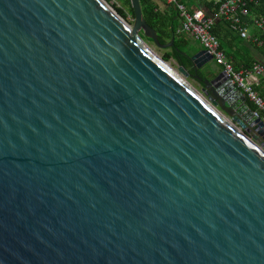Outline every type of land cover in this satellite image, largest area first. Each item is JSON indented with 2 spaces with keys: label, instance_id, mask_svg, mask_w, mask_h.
Segmentation results:
<instances>
[{
  "label": "water",
  "instance_id": "water-1",
  "mask_svg": "<svg viewBox=\"0 0 264 264\" xmlns=\"http://www.w3.org/2000/svg\"><path fill=\"white\" fill-rule=\"evenodd\" d=\"M130 1L0 0V264H264V121Z\"/></svg>",
  "mask_w": 264,
  "mask_h": 264
},
{
  "label": "trees",
  "instance_id": "trees-1",
  "mask_svg": "<svg viewBox=\"0 0 264 264\" xmlns=\"http://www.w3.org/2000/svg\"><path fill=\"white\" fill-rule=\"evenodd\" d=\"M107 1L112 2L113 0ZM178 1L187 5L190 11L202 7L213 8V2L210 0ZM140 3L144 19L156 31L159 43L161 45L169 44L175 38L174 45L166 50L163 59L165 61L175 60L180 67L183 66L190 73V78L202 87L203 82L197 80L196 75L204 80L210 79V76L214 73L210 64L214 62L212 61L209 65L207 64L203 68L195 70L192 58L202 51L203 48L195 46L194 41L190 37L176 34L180 25L178 10L173 5H167L164 0H140ZM162 3L164 7L161 6ZM113 7L124 19L130 18L134 22L135 14L130 0H115ZM248 7L253 15L258 18H264V0H254ZM213 33L218 37L220 48L226 53L236 70L251 68L255 63L262 61L260 57L264 58V33L261 31H254L253 33L262 38V46H257L250 41L242 39L223 21L216 23ZM141 36L146 42L153 43L143 33H141ZM253 50L258 52V55H255L252 52ZM255 90L264 97V77H261L260 84L255 87ZM247 104L253 111L258 112L261 117L264 116L263 112L248 98Z\"/></svg>",
  "mask_w": 264,
  "mask_h": 264
},
{
  "label": "built area",
  "instance_id": "built-area-1",
  "mask_svg": "<svg viewBox=\"0 0 264 264\" xmlns=\"http://www.w3.org/2000/svg\"><path fill=\"white\" fill-rule=\"evenodd\" d=\"M164 1L167 5H173L179 12L180 25L176 34L186 35L198 42L203 50L212 56L215 65L220 67L231 82L264 114V97L255 90V87L260 84L261 77L264 76V58L251 68L236 70L226 53L220 48L218 37L213 33L216 23L223 21L242 39L262 46V38L253 32L264 33V18L253 15L248 7L254 0H210L213 2V8L202 7L193 11L178 0ZM261 118L264 121V116Z\"/></svg>",
  "mask_w": 264,
  "mask_h": 264
},
{
  "label": "rangeland",
  "instance_id": "rangeland-1",
  "mask_svg": "<svg viewBox=\"0 0 264 264\" xmlns=\"http://www.w3.org/2000/svg\"><path fill=\"white\" fill-rule=\"evenodd\" d=\"M113 2H115V0H113L112 2H110V4L113 6ZM161 6H163V3L161 4ZM164 7V6H163ZM115 9V8H114ZM116 10V9H115ZM125 21L128 24H133L132 19L128 18L125 19ZM147 45L149 46V48H151V50H153V52H155L157 54V56H159L160 58L163 59V56L165 55L166 50L168 49H161L159 47H157L156 45H154V43L151 42H146ZM194 45L200 47L201 45L198 42L194 41ZM164 60V59H163ZM166 63L176 72H179V68L180 66L178 65V63L175 60H169L166 61ZM212 63V62H211ZM216 68H218L214 63H212ZM210 64V65H212ZM209 65V64H208ZM188 81L196 88L201 89V87L199 86V83H197L196 81L192 80L190 77L188 78Z\"/></svg>",
  "mask_w": 264,
  "mask_h": 264
},
{
  "label": "flooded vegetation",
  "instance_id": "flooded-vegetation-1",
  "mask_svg": "<svg viewBox=\"0 0 264 264\" xmlns=\"http://www.w3.org/2000/svg\"><path fill=\"white\" fill-rule=\"evenodd\" d=\"M211 66L213 68L214 73L210 76V80L215 78L222 72V69L220 67L217 66L218 68H216L213 64Z\"/></svg>",
  "mask_w": 264,
  "mask_h": 264
},
{
  "label": "crops",
  "instance_id": "crops-1",
  "mask_svg": "<svg viewBox=\"0 0 264 264\" xmlns=\"http://www.w3.org/2000/svg\"><path fill=\"white\" fill-rule=\"evenodd\" d=\"M252 52H253L255 55H258V52H256L255 50H253ZM260 60H263V58L260 57ZM262 77H264V76H262Z\"/></svg>",
  "mask_w": 264,
  "mask_h": 264
}]
</instances>
